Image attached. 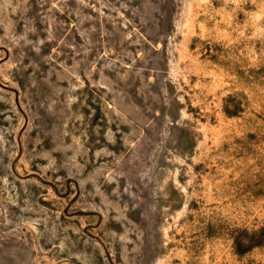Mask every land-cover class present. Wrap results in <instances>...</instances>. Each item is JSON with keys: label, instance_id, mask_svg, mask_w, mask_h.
Wrapping results in <instances>:
<instances>
[{"label": "rangeland", "instance_id": "1", "mask_svg": "<svg viewBox=\"0 0 264 264\" xmlns=\"http://www.w3.org/2000/svg\"><path fill=\"white\" fill-rule=\"evenodd\" d=\"M0 264H264V0H0Z\"/></svg>", "mask_w": 264, "mask_h": 264}]
</instances>
